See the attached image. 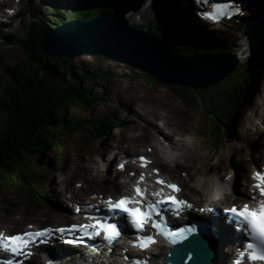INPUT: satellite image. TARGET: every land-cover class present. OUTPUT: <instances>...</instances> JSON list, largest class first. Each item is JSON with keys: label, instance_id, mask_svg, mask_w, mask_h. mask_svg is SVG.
I'll use <instances>...</instances> for the list:
<instances>
[{"label": "rangeland", "instance_id": "374dc122", "mask_svg": "<svg viewBox=\"0 0 264 264\" xmlns=\"http://www.w3.org/2000/svg\"><path fill=\"white\" fill-rule=\"evenodd\" d=\"M25 1L27 0H10L8 3L10 6L17 7L19 2L23 4ZM28 1L30 3V0ZM3 2L5 3L4 0H0V6ZM33 5L35 6V4ZM70 8L71 6H68L65 9L68 14ZM46 13L49 12L46 11ZM167 15L169 16L170 13ZM166 20L168 21L167 18ZM161 21L163 22V20ZM16 27L13 23L7 27L5 32L13 35ZM215 39L225 40L223 34L215 37ZM15 41L10 39L6 42L15 45ZM225 41L229 43V40ZM7 44L0 47V82L3 76H6L8 67L25 62L20 52L8 50ZM184 47L187 46L184 45ZM68 62L69 71L75 75H79L81 71L92 73L94 80L86 85V89L94 94L101 92L105 101L88 108L75 107L68 112L67 119L72 117L75 120L83 118L97 121L104 116H113L122 121L123 125L120 128H115L100 145L96 143L92 146L89 145L92 138H89V142H87L85 135L80 131L77 137H58L57 140L65 150V157L62 162L59 159L64 154H56L53 151L45 154V158L41 162L34 160L33 167L36 169L44 167L47 162L52 164L51 168L46 170L50 172L48 173L49 183L46 191L51 193V196H46L47 200L44 203L36 204L32 200L30 203L17 186L10 188V184L8 186L6 183L0 182V229L10 234L22 231L27 224H33L36 228L55 224L61 214L63 215L60 206L64 207L65 203L62 202L59 195L66 188H72V186L75 188L88 187L94 188L93 190L96 192H102L105 191L104 186H106L109 188L107 190H110V183L116 179L114 177L116 176L115 171L114 169L110 171L102 159L104 157L105 159H112L114 163L119 159L115 152H124L131 145L136 147V152L133 151L135 153H132L135 155H138L139 152L152 150L157 136L163 135L162 131L181 135V138L185 137V142L172 140L174 144H181V148H183L179 152L180 157L175 160L174 168L171 162L164 165V156H160L156 152V156L159 158L156 160V166L162 169L173 181L181 183L184 188L183 196L197 205L203 202L201 205L203 207L207 206L208 203L206 202L209 200L218 205L234 204L229 200L220 199V202L213 199L216 198L213 182L211 184L215 191L213 190L214 192L210 194H204V189L198 182L203 181L208 188H212L207 182L218 179L220 174L218 172L223 171V174L240 172V174H244L250 169L254 161L255 163L260 162L259 152L264 149V123L259 124L258 119L252 120L254 112L261 114V111L264 110V107L260 108L259 106V102L264 98V86L261 87L264 78L259 79L260 74H253L251 81L246 87H243L244 92L249 90L250 93L243 104L237 105L235 108L232 107L227 117L219 114L217 117L211 118L213 120L212 126L216 127V132L219 134V136L214 137L218 143L211 145L206 139L207 137L205 139L201 137L210 127L208 123L211 109L208 108L205 101L201 103L200 109L194 107L187 109L164 86L156 83V85L146 87L143 84V79L136 74L139 71L107 59L82 55ZM242 69H245V65L237 64L232 73L240 72ZM55 75L56 77H63L67 81L64 71L57 66ZM255 86L260 87L256 97L252 93ZM259 94L263 97H257ZM253 101L254 104H252ZM147 106L154 109V112L146 113L142 108ZM160 121L167 124V127H162L163 130L160 129ZM4 123L5 116L0 112V133ZM130 125H135L136 129ZM150 126L157 127L155 136L150 133ZM224 135H231L232 139L225 140ZM103 151L107 152L106 156L102 154ZM110 151L113 153L110 154ZM114 154L115 156H113ZM239 157L243 158L244 166L238 165L239 160L237 161V159ZM203 172L204 174H202ZM241 184L243 183L241 182ZM14 219L20 220L17 222Z\"/></svg>", "mask_w": 264, "mask_h": 264}, {"label": "trees", "instance_id": "16d2710c", "mask_svg": "<svg viewBox=\"0 0 264 264\" xmlns=\"http://www.w3.org/2000/svg\"><path fill=\"white\" fill-rule=\"evenodd\" d=\"M101 6V3L98 4L100 10H103ZM58 14L61 20L66 18L63 12ZM32 24L33 28H39L37 25L42 24L46 26L44 20L33 21ZM161 29L168 33L169 36L165 39L172 45L182 46L177 53L211 51L196 35H183L173 26H158L157 30ZM27 32L25 31L24 37L19 38V49L25 62L8 67L6 76H3L2 83L0 82V112L5 116L0 133V182L10 184V188L17 186L30 203H39L45 197L44 181L47 176L42 168L33 167V161L41 162L45 154L53 151V148L63 153L62 145L57 140L61 136L77 137L80 131L85 135L87 142L89 138H92V141H101L116 121L111 117H102L97 121L83 118L75 120L72 117L67 119L68 112L75 107L88 108L102 102L100 93H90L86 89V85L93 82L94 77L92 73L84 71L79 75L71 73L67 61L46 59L41 49L44 35H38L31 29ZM56 66L64 71L67 81L63 77H56ZM245 72L239 73V79H236L238 74L231 75L227 82H221L208 91L168 90L187 109L199 108V100H204L201 96L207 94L205 100L208 108H211L210 114H227L224 109L226 104L215 106L212 102L223 97L222 103L230 101L235 104L242 94L241 82L245 83L249 79L247 75L252 72V68L244 75ZM144 82L146 86L156 85V82L148 77H145Z\"/></svg>", "mask_w": 264, "mask_h": 264}, {"label": "snow or ice", "instance_id": "6c2138e0", "mask_svg": "<svg viewBox=\"0 0 264 264\" xmlns=\"http://www.w3.org/2000/svg\"><path fill=\"white\" fill-rule=\"evenodd\" d=\"M205 4L208 0H198ZM235 10V6L228 4H212V11L198 13L202 19L210 20L213 23H219L220 20L228 18ZM151 151V150H149ZM140 167L144 168L150 163L145 157H140ZM123 169V165L119 166ZM153 173L159 177V170L153 169ZM135 175V173H130ZM251 179L254 181L250 185V191L258 193L259 199L255 194L251 196V202L256 205L250 208L245 204L242 208L233 206L229 209L231 218L241 227L237 231L242 232L250 242L242 249L237 250V258L233 264H244L245 259L248 264H264V170H253ZM145 183L144 173L141 172L132 191L134 195L122 196L119 200L108 199L104 201L108 205L106 213L108 216L120 215L125 217L128 224H131L134 238L129 241L133 248L141 252L149 251L157 243L156 237H162L167 243L175 245L182 242L191 228L171 229L165 219L166 214L178 216L185 208H191V205L175 196L180 189L177 185L162 179H156L152 183L159 187L155 191L149 192L147 188H141ZM167 189V193L165 192ZM80 209H77L79 212ZM84 219L87 223L71 225L68 228H43L32 232H24L17 235L5 237L0 234V250L8 251L16 257L29 258L32 255L31 249L37 244L46 243L49 238L59 233L61 236H72L71 239H65L68 244H81L83 241L79 236L95 239L102 237L106 245L111 246L126 231V224L109 222L103 216L86 215ZM123 225V226H122ZM146 226L153 230L148 235H144ZM31 227V225L29 226ZM95 250V249H94ZM127 252V249H125ZM125 260L128 256L125 255ZM132 264H147L145 259H133Z\"/></svg>", "mask_w": 264, "mask_h": 264}, {"label": "water", "instance_id": "95a60500", "mask_svg": "<svg viewBox=\"0 0 264 264\" xmlns=\"http://www.w3.org/2000/svg\"><path fill=\"white\" fill-rule=\"evenodd\" d=\"M42 52L47 58L64 60L82 55L108 59L172 89H209L229 75L233 66L222 53L177 55L170 43L128 27L117 15L70 20L45 36ZM168 257L172 264H208L204 251L192 250L187 243L169 250L164 264Z\"/></svg>", "mask_w": 264, "mask_h": 264}, {"label": "bare ground", "instance_id": "6f19581e", "mask_svg": "<svg viewBox=\"0 0 264 264\" xmlns=\"http://www.w3.org/2000/svg\"><path fill=\"white\" fill-rule=\"evenodd\" d=\"M147 1V2H146ZM145 2H142V4L144 5L143 6V8L147 11V9L151 12V10H152V8H153V6L154 5H156V3L155 2H153V0H146ZM152 3V8H151V6L149 7V5ZM177 7H179L178 5H177ZM180 8V10L182 11V12H186V11H184L181 7H179ZM144 9H142L143 11L139 14L141 17H142V20H144L145 21V17H144ZM118 17H119V19L120 20H122V18H121V16L118 14ZM239 54V53H238ZM239 58H240V54H239ZM222 81V80H221ZM259 106H260V108H262V107H264V98L262 99V101H260L259 102ZM146 113H153L154 112V109H152L151 107H143L142 108ZM259 115H261V118L264 120V110H262L261 111V114H259ZM159 119H163V118H159ZM155 120H157V119H155ZM164 120V119H163ZM153 124H155V122H152ZM130 126H132V128L133 129H136L135 128V125H130ZM150 133L151 134H153L154 136L157 134V128H156V126H150ZM129 131V130H128ZM131 131V130H130ZM246 135V134H245ZM159 139H163V138H161V137H159ZM164 140V144H161V145H163L164 146V150H165V153L168 155V156H170V157H172L173 156V152L175 151V149H177V146H174L172 143H170L167 139H163ZM165 141H166V143H165ZM264 150V149H263ZM263 150H262V155H263V157H264V152H263ZM131 151H135V147L134 146H132L131 147ZM140 156H144V155H140ZM139 158V157H138ZM239 160V161H238ZM237 161H238V165H242V166H244L245 165V162L243 161V158L241 159V157H239V159H237ZM107 180V179H106ZM199 183V185H201L202 186V188L204 189V191H205V193L206 194H210V193H213L215 190V192L217 193V194H219L220 192H219V189H221L222 187H224V185H225V183H227V181L225 180V179H221V180H217V181H214L213 182V185H215V190L213 191V189L212 188H208L207 186H206V183L205 182H203V181H199L198 182ZM124 185H125V182H124ZM114 187V186H113ZM107 189H109V188H107ZM233 190H236L235 188L233 189ZM232 190V191H233ZM109 191V190H108ZM60 196L61 197H63V198H65L67 201H71V202H78V205H81V203L83 202V197L85 196V191H83V190H81V191H78V192H72V193H69V197H67V194L66 193H61L60 194ZM63 200V199H62ZM187 200V199H186ZM63 202V201H62ZM195 203V202H194ZM209 206V205H208ZM206 218L208 219V221L209 222H211L212 224H215V220H216V223H217V225H216V233H218V235H219V243L221 242V238H222V235H223V233H224V231L222 230V228L220 227L219 228V224H218V219H217V217H216V214H215V212H214V218H215V220L213 219V217L211 216V215H206ZM60 223V222H59ZM207 224H210V223H208L207 222ZM158 251V248H155L154 249V253L156 254L155 255V257H156V259H158V258H160V256L163 254V251H159V252H157ZM218 251V250H217ZM49 252H51V250L49 251ZM61 257V255H59V258ZM62 260H64V259H62ZM212 264H214V263H212ZM215 264H217V263H215Z\"/></svg>", "mask_w": 264, "mask_h": 264}]
</instances>
